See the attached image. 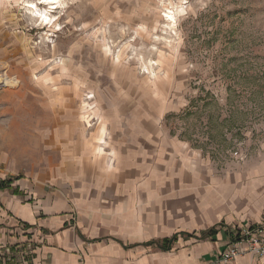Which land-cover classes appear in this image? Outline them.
<instances>
[{"label":"rangeland","instance_id":"374dc122","mask_svg":"<svg viewBox=\"0 0 264 264\" xmlns=\"http://www.w3.org/2000/svg\"><path fill=\"white\" fill-rule=\"evenodd\" d=\"M27 1L0 0L5 167L37 168L51 100L95 137L110 104L142 101L218 172L264 161V0H57L58 26Z\"/></svg>","mask_w":264,"mask_h":264},{"label":"crops","instance_id":"0c3cea01","mask_svg":"<svg viewBox=\"0 0 264 264\" xmlns=\"http://www.w3.org/2000/svg\"><path fill=\"white\" fill-rule=\"evenodd\" d=\"M141 102L110 104L96 137L78 116L55 112L64 105L44 102L30 138L43 148L37 168L0 158V252L32 242L18 261L210 264L237 232L264 228V161L218 172Z\"/></svg>","mask_w":264,"mask_h":264},{"label":"built area","instance_id":"2783aa9c","mask_svg":"<svg viewBox=\"0 0 264 264\" xmlns=\"http://www.w3.org/2000/svg\"><path fill=\"white\" fill-rule=\"evenodd\" d=\"M32 242L19 243L15 248L0 252L1 264H24L18 257L27 258L33 250ZM247 254L257 255L264 259V228L261 225L245 227L235 234L234 241L210 264H230Z\"/></svg>","mask_w":264,"mask_h":264},{"label":"bare ground","instance_id":"6f19581e","mask_svg":"<svg viewBox=\"0 0 264 264\" xmlns=\"http://www.w3.org/2000/svg\"><path fill=\"white\" fill-rule=\"evenodd\" d=\"M38 1V2H37ZM57 0H28L27 1V7L30 10V14L38 17L39 19H42V23L45 25H56V21L53 20V11H56L59 9ZM46 4L47 6H50L49 9H40L39 5ZM52 13V14H51ZM55 16V15H54ZM58 26V25H56ZM11 83L8 79H0V85L3 83Z\"/></svg>","mask_w":264,"mask_h":264},{"label":"trees","instance_id":"16d2710c","mask_svg":"<svg viewBox=\"0 0 264 264\" xmlns=\"http://www.w3.org/2000/svg\"><path fill=\"white\" fill-rule=\"evenodd\" d=\"M5 184H4V182L2 183V186H4Z\"/></svg>","mask_w":264,"mask_h":264}]
</instances>
